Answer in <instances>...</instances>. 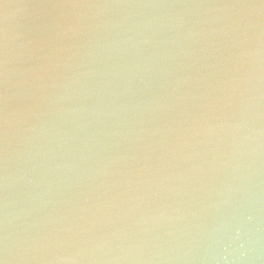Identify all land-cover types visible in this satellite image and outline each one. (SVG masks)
Listing matches in <instances>:
<instances>
[{
	"label": "water",
	"instance_id": "obj_1",
	"mask_svg": "<svg viewBox=\"0 0 264 264\" xmlns=\"http://www.w3.org/2000/svg\"><path fill=\"white\" fill-rule=\"evenodd\" d=\"M0 264H264V0H0Z\"/></svg>",
	"mask_w": 264,
	"mask_h": 264
}]
</instances>
